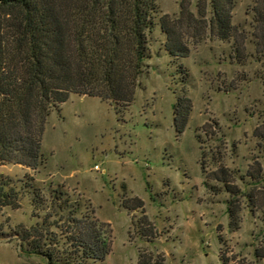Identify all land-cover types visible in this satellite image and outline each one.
<instances>
[{"label":"rangeland","instance_id":"obj_1","mask_svg":"<svg viewBox=\"0 0 264 264\" xmlns=\"http://www.w3.org/2000/svg\"><path fill=\"white\" fill-rule=\"evenodd\" d=\"M211 3L156 0L133 100L72 94L47 118L43 166L0 165V264H47L33 241L84 264L86 224L111 243L89 264H264L263 2L235 0L228 40L208 26ZM164 15L188 57L166 51Z\"/></svg>","mask_w":264,"mask_h":264},{"label":"trees","instance_id":"obj_2","mask_svg":"<svg viewBox=\"0 0 264 264\" xmlns=\"http://www.w3.org/2000/svg\"><path fill=\"white\" fill-rule=\"evenodd\" d=\"M211 2L208 26L228 40L235 30V0ZM262 2L255 18L264 34ZM157 12L156 0H0V165L43 166L47 118L72 94L131 102ZM159 22L168 54L174 60L188 57L177 25L168 15ZM178 105L175 125L181 133L190 112ZM10 198L8 183L0 181L4 206L11 205ZM82 234L80 262H104L111 252L109 239L89 224ZM30 246V253L47 264L59 262L43 244Z\"/></svg>","mask_w":264,"mask_h":264}]
</instances>
